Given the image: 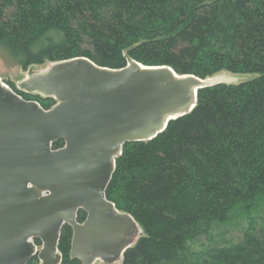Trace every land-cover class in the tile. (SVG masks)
Instances as JSON below:
<instances>
[{"label": "trees", "instance_id": "trees-1", "mask_svg": "<svg viewBox=\"0 0 264 264\" xmlns=\"http://www.w3.org/2000/svg\"><path fill=\"white\" fill-rule=\"evenodd\" d=\"M0 47L24 70L76 57L121 69L127 55L201 79L252 76L200 89L190 113L123 145L105 196L142 234L121 264H185L189 243L212 224L264 202V0H0ZM8 85L45 110L56 103ZM71 237L64 225L60 264H81ZM205 255L196 264H264V217Z\"/></svg>", "mask_w": 264, "mask_h": 264}, {"label": "water", "instance_id": "water-1", "mask_svg": "<svg viewBox=\"0 0 264 264\" xmlns=\"http://www.w3.org/2000/svg\"><path fill=\"white\" fill-rule=\"evenodd\" d=\"M125 59L121 69L76 57L29 73L18 90L54 99L48 110L0 79V264H27L34 256L39 264H60L64 225L72 230L70 257L81 264L122 259L141 234L105 196L123 145L157 137L194 109L200 89L239 81ZM57 141L63 146L52 149Z\"/></svg>", "mask_w": 264, "mask_h": 264}, {"label": "rangeland", "instance_id": "rangeland-1", "mask_svg": "<svg viewBox=\"0 0 264 264\" xmlns=\"http://www.w3.org/2000/svg\"><path fill=\"white\" fill-rule=\"evenodd\" d=\"M50 63L52 62L38 66H31L27 70H24L21 68L17 60L11 58L5 52V50L0 47V79L7 85L8 83H12L17 89L19 83L26 79L29 73L41 72L45 70L50 65ZM219 74L233 75L226 72ZM234 76H238L239 81L252 77L243 75ZM249 209L250 208H248V210ZM263 217L264 202L258 205L257 208L251 209L249 213L246 211L244 212L239 208L233 213L232 217L227 222L212 224L207 230L206 234H203L198 240L189 243V251L184 254L183 261H185V264L193 262L196 264L200 262V260H204L206 251L208 252L209 249L225 244L228 241H237L242 238L243 234L257 229L260 226ZM141 234L137 236L133 245L136 243ZM37 248L39 250L40 246H37ZM121 261L122 259H119L112 264H121ZM94 264L104 263L101 261H96Z\"/></svg>", "mask_w": 264, "mask_h": 264}, {"label": "flooded vegetation", "instance_id": "flooded-vegetation-1", "mask_svg": "<svg viewBox=\"0 0 264 264\" xmlns=\"http://www.w3.org/2000/svg\"><path fill=\"white\" fill-rule=\"evenodd\" d=\"M26 94V93H25ZM32 101V100H31ZM39 104V103H38ZM61 148V147H60Z\"/></svg>", "mask_w": 264, "mask_h": 264}]
</instances>
